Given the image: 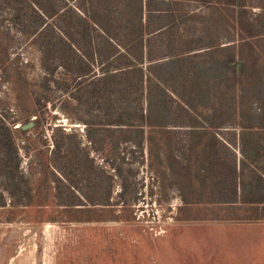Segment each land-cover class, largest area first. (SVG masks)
Here are the masks:
<instances>
[{
  "label": "rangeland",
  "instance_id": "1",
  "mask_svg": "<svg viewBox=\"0 0 264 264\" xmlns=\"http://www.w3.org/2000/svg\"><path fill=\"white\" fill-rule=\"evenodd\" d=\"M225 2L169 20L182 76L122 0H0V264H264V0Z\"/></svg>",
  "mask_w": 264,
  "mask_h": 264
},
{
  "label": "crops",
  "instance_id": "2",
  "mask_svg": "<svg viewBox=\"0 0 264 264\" xmlns=\"http://www.w3.org/2000/svg\"><path fill=\"white\" fill-rule=\"evenodd\" d=\"M215 5H216V0H122L123 21L137 14L138 24L141 29L139 35V44L137 43V49L138 52L140 53L142 51V58L145 57L143 58L145 61V64L143 66L147 68L148 65L150 64V61L153 62L154 60L157 59L168 60L172 62L170 65L171 71L175 69L176 73L180 74V70H181L182 73L181 75L185 76L188 66L182 64V62L185 63L188 59H196L188 55L192 51L196 52L195 51L196 49H193V47L187 49L186 46H183L181 49V53H179L176 50H172V52H170L171 54H169L168 56L155 55L154 49L159 50L161 47V52H162V45L160 46L158 43L160 39L162 40L164 35L169 37V35L171 34L169 20L173 18V14L176 13L178 20L180 19L179 12H181V36L183 35L186 36L187 32H186V28L184 27L183 21L187 19L198 18L200 17L201 13H204L205 18L207 19H215L217 16L216 15L217 9L215 8ZM234 7L235 5L233 0H226L225 17L232 18L234 16L233 13ZM250 7L251 10H253L257 7L259 8L260 6L258 4H254V5H250ZM172 31L175 30L172 29ZM191 31L192 32H190V35L196 34L194 29H191ZM130 33L131 32L126 30V28L123 30V34L125 36L132 35ZM131 47L134 48V44L133 45L130 44V48ZM198 48L202 49L206 47L198 46ZM125 53H129L128 50H126ZM146 54H148V56H146ZM127 56H128L127 58L130 59H127L126 56H124V58L127 60L124 59L122 63L120 62L117 63L116 62L118 60L117 58L113 59L114 65H112L113 66L112 72H114L115 70H120L122 67L131 68L133 66L131 64V62H133L132 56L130 57V55L128 54ZM197 60L201 64V65H196L197 70H201V72H197V74L202 73V75L204 76L211 74L209 69L203 67L202 62L199 60V57ZM176 61L178 62V66H175ZM179 62H181V65L179 64ZM209 62H211L210 68L212 70L213 62L212 61ZM162 65H163L162 67L164 68L165 64ZM171 73L176 74L175 72H171ZM192 76H194V73H192ZM253 224H260V222L250 221L248 223V226L250 228L249 233L251 231L254 232V230H256L255 228H253L254 226ZM263 228L264 226L260 227L259 230Z\"/></svg>",
  "mask_w": 264,
  "mask_h": 264
},
{
  "label": "trees",
  "instance_id": "3",
  "mask_svg": "<svg viewBox=\"0 0 264 264\" xmlns=\"http://www.w3.org/2000/svg\"><path fill=\"white\" fill-rule=\"evenodd\" d=\"M232 173L235 177V167L232 168ZM235 197H236V192H235V183H234V186H233V193L230 195V201H233L235 200Z\"/></svg>",
  "mask_w": 264,
  "mask_h": 264
},
{
  "label": "water",
  "instance_id": "4",
  "mask_svg": "<svg viewBox=\"0 0 264 264\" xmlns=\"http://www.w3.org/2000/svg\"><path fill=\"white\" fill-rule=\"evenodd\" d=\"M30 123V121L28 122V124Z\"/></svg>",
  "mask_w": 264,
  "mask_h": 264
}]
</instances>
